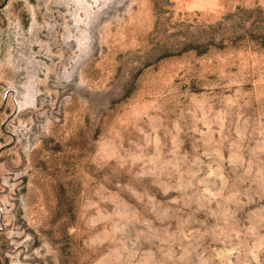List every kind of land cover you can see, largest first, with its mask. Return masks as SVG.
Instances as JSON below:
<instances>
[{
    "label": "rangeland",
    "instance_id": "obj_1",
    "mask_svg": "<svg viewBox=\"0 0 264 264\" xmlns=\"http://www.w3.org/2000/svg\"><path fill=\"white\" fill-rule=\"evenodd\" d=\"M0 264H264V0H0Z\"/></svg>",
    "mask_w": 264,
    "mask_h": 264
}]
</instances>
